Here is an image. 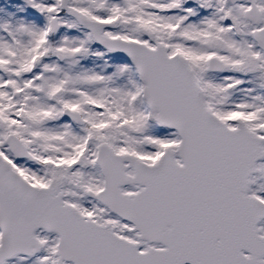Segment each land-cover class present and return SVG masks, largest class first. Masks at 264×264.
Wrapping results in <instances>:
<instances>
[{"label": "snow or ice", "instance_id": "1", "mask_svg": "<svg viewBox=\"0 0 264 264\" xmlns=\"http://www.w3.org/2000/svg\"><path fill=\"white\" fill-rule=\"evenodd\" d=\"M0 264H264V0H0Z\"/></svg>", "mask_w": 264, "mask_h": 264}]
</instances>
